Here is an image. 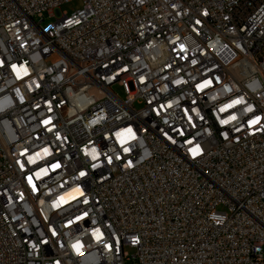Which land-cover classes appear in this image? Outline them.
Wrapping results in <instances>:
<instances>
[{
	"label": "built area",
	"instance_id": "built-area-1",
	"mask_svg": "<svg viewBox=\"0 0 264 264\" xmlns=\"http://www.w3.org/2000/svg\"><path fill=\"white\" fill-rule=\"evenodd\" d=\"M68 1L0 0V264H264V0Z\"/></svg>",
	"mask_w": 264,
	"mask_h": 264
},
{
	"label": "rangeland",
	"instance_id": "rangeland-1",
	"mask_svg": "<svg viewBox=\"0 0 264 264\" xmlns=\"http://www.w3.org/2000/svg\"><path fill=\"white\" fill-rule=\"evenodd\" d=\"M83 6V0H71L68 1L66 3H63L59 6L60 11L62 13H67V14H71L72 12H74L75 10L81 8ZM56 17L55 16H49L48 13L45 14V19L43 21V25L47 26L50 23H52L53 21H55ZM118 93L122 96L123 95V91L120 87H116ZM138 106V104H136Z\"/></svg>",
	"mask_w": 264,
	"mask_h": 264
},
{
	"label": "snow or ice",
	"instance_id": "snow-or-ice-1",
	"mask_svg": "<svg viewBox=\"0 0 264 264\" xmlns=\"http://www.w3.org/2000/svg\"><path fill=\"white\" fill-rule=\"evenodd\" d=\"M125 151H127V149H125ZM81 175H84V173H81Z\"/></svg>",
	"mask_w": 264,
	"mask_h": 264
}]
</instances>
